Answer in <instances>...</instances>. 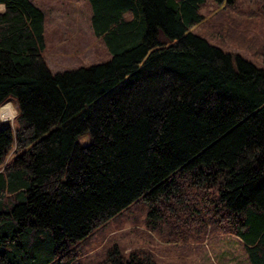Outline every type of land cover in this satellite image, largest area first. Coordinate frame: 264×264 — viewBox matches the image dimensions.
Listing matches in <instances>:
<instances>
[{
    "label": "trees",
    "instance_id": "16d2710c",
    "mask_svg": "<svg viewBox=\"0 0 264 264\" xmlns=\"http://www.w3.org/2000/svg\"><path fill=\"white\" fill-rule=\"evenodd\" d=\"M86 1L104 58L51 73L42 11L0 0V106L16 109L0 129V264H82L84 241L137 202L162 242L209 227L264 264V46L247 35L260 15L235 0H213L209 21L206 0ZM95 264L159 263L116 242Z\"/></svg>",
    "mask_w": 264,
    "mask_h": 264
},
{
    "label": "rangeland",
    "instance_id": "374dc122",
    "mask_svg": "<svg viewBox=\"0 0 264 264\" xmlns=\"http://www.w3.org/2000/svg\"><path fill=\"white\" fill-rule=\"evenodd\" d=\"M31 1L43 13V58L51 73L87 66L104 58L102 46L90 29V11L86 0ZM234 4L243 12L251 11L255 15H260L261 21L264 22V0H235ZM216 6L213 0H206L199 7V12L206 21H209ZM260 25H253V28L250 26L247 35L252 34L255 40L264 46V24ZM223 48L245 59H252L250 52L243 47L225 44ZM6 103L10 104L12 114L9 119L0 118V129L6 125L11 127L13 115L16 113L14 100L10 99ZM76 140L78 144L84 145L88 143V136L84 134ZM138 203L140 202L128 208L122 218H115L97 228L84 241L87 245L80 257L82 264H95L102 258L106 248L116 242L125 250L136 247L149 249L159 264H223L226 252L233 249L232 245L235 243L231 241L230 236L211 232L209 227L206 228L204 239L200 242L191 240L185 243L162 242L142 224V211ZM135 205H138L139 210Z\"/></svg>",
    "mask_w": 264,
    "mask_h": 264
},
{
    "label": "crops",
    "instance_id": "0c3cea01",
    "mask_svg": "<svg viewBox=\"0 0 264 264\" xmlns=\"http://www.w3.org/2000/svg\"><path fill=\"white\" fill-rule=\"evenodd\" d=\"M225 236H230L231 241H233V243L235 244L232 245L233 249H231V251L229 252L225 251L227 254H225V257H224L225 260L223 264H251L242 242L235 236H232L229 234Z\"/></svg>",
    "mask_w": 264,
    "mask_h": 264
},
{
    "label": "bare ground",
    "instance_id": "6f19581e",
    "mask_svg": "<svg viewBox=\"0 0 264 264\" xmlns=\"http://www.w3.org/2000/svg\"><path fill=\"white\" fill-rule=\"evenodd\" d=\"M9 107H10L9 103H5V104L0 106V118H1V120H6V119L10 118V116L12 114V110H10Z\"/></svg>",
    "mask_w": 264,
    "mask_h": 264
}]
</instances>
